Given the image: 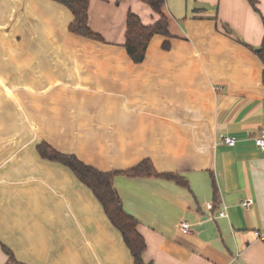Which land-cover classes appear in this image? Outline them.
I'll list each match as a JSON object with an SVG mask.
<instances>
[{
    "label": "crops",
    "instance_id": "0c3cea01",
    "mask_svg": "<svg viewBox=\"0 0 264 264\" xmlns=\"http://www.w3.org/2000/svg\"><path fill=\"white\" fill-rule=\"evenodd\" d=\"M130 11L160 18L141 0H90L98 40L69 30L60 1L0 0V264H135L41 142L105 172L149 159L165 174L114 177L145 262L264 264V0H166L169 35L141 63L125 47Z\"/></svg>",
    "mask_w": 264,
    "mask_h": 264
},
{
    "label": "trees",
    "instance_id": "16d2710c",
    "mask_svg": "<svg viewBox=\"0 0 264 264\" xmlns=\"http://www.w3.org/2000/svg\"><path fill=\"white\" fill-rule=\"evenodd\" d=\"M57 1L67 5L74 15V21L69 27L72 33L98 40L103 39L99 33L94 32L89 26L90 0ZM141 1L149 4L153 10L158 12L160 18L155 24L146 25L138 14L132 11L128 13L125 47L135 63L144 61L149 42L155 34L169 35L168 18L162 11L166 0ZM168 43L166 40L165 47L169 46ZM37 150L43 158L68 166L77 178L93 191L103 205L111 222L121 231L126 244L131 250L134 263L150 264L145 262L143 257L146 250V241L138 230V221L134 216L125 211L122 198L114 184V177L117 173H124L129 177L162 176L165 174H159L149 159L141 161L126 171L105 172L85 163L74 154L58 151L47 142L39 143ZM169 176L177 178L176 175L169 174ZM12 261L17 263L13 257Z\"/></svg>",
    "mask_w": 264,
    "mask_h": 264
},
{
    "label": "built area",
    "instance_id": "2783aa9c",
    "mask_svg": "<svg viewBox=\"0 0 264 264\" xmlns=\"http://www.w3.org/2000/svg\"><path fill=\"white\" fill-rule=\"evenodd\" d=\"M254 141L256 145L264 151V129L261 130L259 135H256L254 137ZM223 142L229 146H234L236 145V140L233 137L230 136H223ZM251 204V201L248 200L244 202V206H249ZM221 216H227V211H226V206L225 208L220 212ZM181 228H183L184 231H189L190 229V224L187 222H182Z\"/></svg>",
    "mask_w": 264,
    "mask_h": 264
},
{
    "label": "rangeland",
    "instance_id": "374dc122",
    "mask_svg": "<svg viewBox=\"0 0 264 264\" xmlns=\"http://www.w3.org/2000/svg\"><path fill=\"white\" fill-rule=\"evenodd\" d=\"M168 2L170 1V3H174V2H176L177 0H167ZM182 5V4H181ZM184 5V4H183ZM150 8H152V7H150ZM152 10H153V8H152ZM155 13H157L158 14V12H156L155 10H153ZM156 22H154V24H155Z\"/></svg>",
    "mask_w": 264,
    "mask_h": 264
},
{
    "label": "water",
    "instance_id": "95a60500",
    "mask_svg": "<svg viewBox=\"0 0 264 264\" xmlns=\"http://www.w3.org/2000/svg\"><path fill=\"white\" fill-rule=\"evenodd\" d=\"M259 50V49H258Z\"/></svg>",
    "mask_w": 264,
    "mask_h": 264
}]
</instances>
